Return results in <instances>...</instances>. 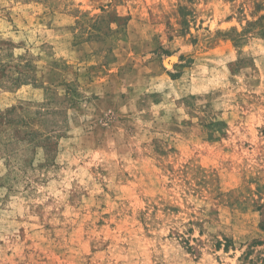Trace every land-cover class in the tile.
Returning a JSON list of instances; mask_svg holds the SVG:
<instances>
[{"label": "rangeland", "instance_id": "1", "mask_svg": "<svg viewBox=\"0 0 264 264\" xmlns=\"http://www.w3.org/2000/svg\"><path fill=\"white\" fill-rule=\"evenodd\" d=\"M262 205L264 0H0V264H241Z\"/></svg>", "mask_w": 264, "mask_h": 264}, {"label": "trees", "instance_id": "2", "mask_svg": "<svg viewBox=\"0 0 264 264\" xmlns=\"http://www.w3.org/2000/svg\"><path fill=\"white\" fill-rule=\"evenodd\" d=\"M258 210L261 215L259 228L264 233V206L263 205L260 206ZM232 243H233L232 239L226 238V244H225L226 248H228ZM259 245H263L264 247V239H259V238L253 239L247 245V249L244 250V252L239 258L241 264H264V256H262L261 254L257 255L256 257L253 256L256 251V247ZM262 251H264V248L262 249ZM262 251L258 250V252H262Z\"/></svg>", "mask_w": 264, "mask_h": 264}]
</instances>
